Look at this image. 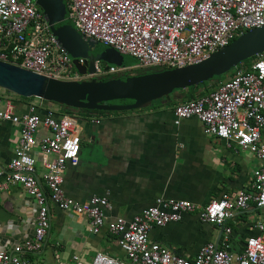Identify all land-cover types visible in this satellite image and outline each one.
Segmentation results:
<instances>
[{
	"label": "built area",
	"instance_id": "2783aa9c",
	"mask_svg": "<svg viewBox=\"0 0 264 264\" xmlns=\"http://www.w3.org/2000/svg\"><path fill=\"white\" fill-rule=\"evenodd\" d=\"M68 17L84 36L91 37L122 53L137 58L136 68L182 66L206 57L227 45L239 33L264 24V0H66ZM0 60L28 70L66 79L90 78L104 74H130L132 67L104 68L95 62V73L81 75L68 54L57 44L42 11L34 0H0ZM80 63L83 58L78 59ZM118 74H120L118 72ZM117 74V75H118ZM195 116L203 132L236 143L262 161L253 170L251 189L222 192L205 205L187 199L157 196L131 219L115 216L105 221L109 202L106 196L92 195L79 202L63 189V173L76 164L81 135L76 116L58 115L53 108L44 113L30 104L17 112L13 98L0 94V121L19 126L13 155L0 168V191L21 185L36 205L31 238L0 249V264H27L25 254L42 247L50 226L49 202L61 210L87 217V230L99 233L103 226L116 236L124 257L96 252L90 264H264V221L259 234L249 235L238 249H231V227L225 225L250 202L264 210V53L249 66H236L232 75L195 99L173 107V122ZM99 122V119L95 120ZM40 127L49 134L36 138ZM37 145L48 157L38 174L32 154ZM198 210L205 222L221 226V242H207L189 256L151 240L152 226L178 221L182 214Z\"/></svg>",
	"mask_w": 264,
	"mask_h": 264
},
{
	"label": "crops",
	"instance_id": "0c3cea01",
	"mask_svg": "<svg viewBox=\"0 0 264 264\" xmlns=\"http://www.w3.org/2000/svg\"><path fill=\"white\" fill-rule=\"evenodd\" d=\"M174 94L143 108L90 119L76 116L81 144L77 163L68 164L63 173L65 194L79 202L92 195L106 196L108 221L115 216L129 220L160 195L203 206L222 192L251 189L253 170L263 162L236 143L205 134L195 116L176 125L173 107L185 101V91ZM13 101L17 112L35 104L39 113L53 108L58 115L67 114L61 105L39 98L18 96ZM49 133L40 127L36 138ZM18 137L17 124L0 121V168H5L11 159ZM32 154L36 171L41 174L48 157L37 145ZM48 205L49 229L42 247L25 254L27 264H90L99 251L124 257L116 236L106 226L99 233H90L86 216L61 210L52 202ZM0 208L10 214L0 219V249L9 250L32 237L36 205L21 185L0 191ZM261 220L264 221V210L253 202L228 219L225 225L231 227L230 248L238 249L247 236L259 234L256 223ZM222 230L219 225L201 220L198 210H193L182 214L178 221L152 226L149 237L175 253L193 256L207 242L219 244Z\"/></svg>",
	"mask_w": 264,
	"mask_h": 264
},
{
	"label": "water",
	"instance_id": "95a60500",
	"mask_svg": "<svg viewBox=\"0 0 264 264\" xmlns=\"http://www.w3.org/2000/svg\"><path fill=\"white\" fill-rule=\"evenodd\" d=\"M40 8L57 44L68 54L77 72L81 75L95 73V62L106 68L131 66L128 57L94 38L84 36L68 17L66 0H34ZM264 53V24L239 33L227 45L222 46L198 61L182 66L120 74L108 79H66L28 70L0 60V88L22 97H36L57 103L63 109L73 111L80 108L105 111L138 109L153 101L170 99L175 90L185 89L212 79L214 76L230 74L246 59ZM79 58L84 62L80 63ZM175 95V94H174ZM129 100L113 103V100ZM10 214L0 208V219Z\"/></svg>",
	"mask_w": 264,
	"mask_h": 264
},
{
	"label": "trees",
	"instance_id": "16d2710c",
	"mask_svg": "<svg viewBox=\"0 0 264 264\" xmlns=\"http://www.w3.org/2000/svg\"><path fill=\"white\" fill-rule=\"evenodd\" d=\"M254 58H256V56L251 57L249 59H254ZM246 60H248V59H246ZM245 61L243 63H245ZM74 68H75V66H74ZM153 69L155 70V69H163V68H156V67L155 68H135L132 71V73H140L142 71L153 70ZM120 75L122 77H124L123 73L120 74ZM112 76H115V75L114 74H104L102 76H98V79H108V78H110ZM219 82L220 81L218 80V76H214L210 80L203 81V82H201L199 84L189 86V87H187L185 89L175 90V92H177V91H185V95H184L182 100H185V101L186 100H191V99H195L198 96H200V95H202V94L214 89ZM199 87H201L202 89L198 90ZM4 93L7 94L8 92L4 91ZM9 94H12V93H9ZM19 97H21V98H34V97H22V96H19ZM161 99H166V97L161 98ZM161 99H158V100H161ZM111 102H113V103H118V102L126 103V102H129V100L122 99V100H113ZM62 112L67 113L69 115H74V116H83V117H85L87 119H90L92 117L97 118L99 116H104V115H108V114L118 113V111H105V110L85 109V108H80V109L75 110V111H73L71 109H63Z\"/></svg>",
	"mask_w": 264,
	"mask_h": 264
},
{
	"label": "rangeland",
	"instance_id": "374dc122",
	"mask_svg": "<svg viewBox=\"0 0 264 264\" xmlns=\"http://www.w3.org/2000/svg\"><path fill=\"white\" fill-rule=\"evenodd\" d=\"M129 58V60H130V62H131V66L130 67H132V69H134V68H136L138 65H137V61L134 59V58H132V57H128ZM252 60L253 59H248V60H246L245 61V64H249L250 62H252ZM154 70V69H153ZM121 70L119 69L114 75H117L118 74V72L120 73V74H122L121 72H120ZM148 71V70H147ZM127 74H129V72L128 71H125L124 73H123V76H126ZM229 74V73H228ZM228 74L226 73V74H223V75H219L218 76V80L219 81H225L227 78H228ZM96 76V78H98V75H95ZM94 76V77H95ZM4 91L5 90H3V89H1L0 88V94L1 95H5V93H4ZM10 92H8L7 93V95H9V96H11L12 98H17L18 96L17 95H15V94H9ZM34 98H36V97H34ZM155 102V101H154ZM118 103H120V102H118Z\"/></svg>",
	"mask_w": 264,
	"mask_h": 264
},
{
	"label": "flooded vegetation",
	"instance_id": "af4514ba",
	"mask_svg": "<svg viewBox=\"0 0 264 264\" xmlns=\"http://www.w3.org/2000/svg\"><path fill=\"white\" fill-rule=\"evenodd\" d=\"M121 103V102H120Z\"/></svg>",
	"mask_w": 264,
	"mask_h": 264
}]
</instances>
